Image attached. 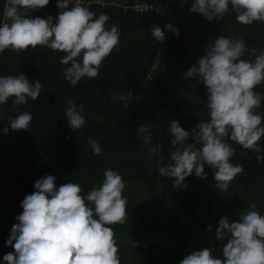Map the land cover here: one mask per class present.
<instances>
[{"label":"trees","instance_id":"trees-1","mask_svg":"<svg viewBox=\"0 0 264 264\" xmlns=\"http://www.w3.org/2000/svg\"><path fill=\"white\" fill-rule=\"evenodd\" d=\"M124 1L84 0L97 14L107 13V25H117L121 33L119 44L104 59L94 79L85 77L72 86L62 72L67 65L60 63L65 53L46 46L0 53V75L23 72L42 84L36 100L29 98L26 104L13 105V98H9L0 105V258L14 251L5 241L23 210L21 201L35 191L34 182L45 174L57 177V187L67 181L79 183L82 194L102 182L106 168L122 175L129 215L125 223L111 225L121 264H179L190 250L203 247H213L214 254L220 255L223 241L216 239L215 228L221 216L238 219L252 203L264 213V161L258 162L255 151L234 141L228 140L235 148L231 160L243 165V172L222 193L215 188L213 170L207 164V177L189 175L185 178L187 188L173 187L174 178L162 177L157 167L158 161L167 164L170 160L171 119L189 131L186 143L199 147L191 133L201 119L208 118L206 85L193 88L194 78L183 73L220 34L243 36L250 48L264 47V22L237 24L231 5L221 20L209 22L200 13H190V4L176 27L179 36L173 35L159 57L164 41L151 36V26L163 29L167 20L152 13L124 11L120 6L144 3L175 7L179 0ZM4 3L0 0V14ZM57 11L56 0H50L31 14L55 17ZM157 61L159 68L149 79ZM129 91L132 98L127 108L117 97ZM255 91L264 93V84L257 85ZM69 99L83 105L85 124L77 131L70 129L64 117ZM23 111L33 115L29 129L12 130L7 123ZM256 111L264 116V101ZM145 123L159 155L150 153L137 134V128ZM6 126L9 131L4 134ZM89 137L99 143L101 154L94 153ZM257 143L264 155V137Z\"/></svg>","mask_w":264,"mask_h":264},{"label":"clouds","instance_id":"clouds-1","mask_svg":"<svg viewBox=\"0 0 264 264\" xmlns=\"http://www.w3.org/2000/svg\"><path fill=\"white\" fill-rule=\"evenodd\" d=\"M49 3L5 0L0 14V53L46 46L65 53L60 63L67 65L62 72L72 86L85 77L96 78L104 59L119 44L118 26H108V14H97L84 0H56L55 17L31 14ZM229 5L236 13L237 24L264 22V0H192L188 11L202 14L209 22L219 21L229 12ZM165 30L179 36V29L170 22L163 29L153 24L151 36L163 42ZM183 76L194 78L193 88L206 85L208 118L201 119L191 133L199 147L186 143L190 133L178 120L169 121L170 160L167 164L158 161V172L162 177L174 178L173 187L187 188L185 178L189 175L207 177V164L213 170L215 188L222 193L243 172V165L231 160L235 148L228 140L255 151L257 161H264L257 143L264 137V116L256 111L264 101V93L255 91L257 85L264 84V47L250 48L243 36L220 34ZM41 89L39 79L30 80L23 72L0 75V105L9 98H13V105L26 104L29 98L36 100ZM117 98L128 108L132 93ZM64 117L70 129L77 131L85 124L83 105L69 99ZM32 119L31 112L23 111L7 124L12 130H27ZM2 131L7 134L9 127ZM137 134L150 153L159 155L160 149L151 144L152 134L146 123L137 128ZM88 143L95 154H101L96 140L89 137ZM56 179L51 174L43 175L34 182L35 191L21 201L23 210L15 217L17 223L5 241L14 251L5 253L0 264H121L111 225L125 223L129 215L122 175L106 168L102 182L86 194H82L79 183L67 181L57 187ZM207 231H212L211 225ZM215 237L223 241L220 255L214 254L213 247H203L190 250L179 264H264V213L256 203L242 211L238 219L221 216Z\"/></svg>","mask_w":264,"mask_h":264},{"label":"built area","instance_id":"built-area-1","mask_svg":"<svg viewBox=\"0 0 264 264\" xmlns=\"http://www.w3.org/2000/svg\"><path fill=\"white\" fill-rule=\"evenodd\" d=\"M86 5L90 6L91 3H85ZM102 5H105L101 3ZM191 4V0H179L178 5L175 7L170 6H161V5H151V4H144V3H135L132 6L121 5L120 7L123 8L124 11H135L139 14L145 13H152L158 17L160 20H167V23H172L175 27H177L180 23L182 11L187 9ZM113 6H119L115 3L112 4ZM173 37V33L168 31L166 35V39L162 47L159 50V57L163 53L165 49H167V42ZM160 62L157 61L156 64L153 65L151 73L149 74V79H152L154 74L159 68Z\"/></svg>","mask_w":264,"mask_h":264},{"label":"crops","instance_id":"crops-1","mask_svg":"<svg viewBox=\"0 0 264 264\" xmlns=\"http://www.w3.org/2000/svg\"><path fill=\"white\" fill-rule=\"evenodd\" d=\"M125 1L123 0V3H124Z\"/></svg>","mask_w":264,"mask_h":264}]
</instances>
